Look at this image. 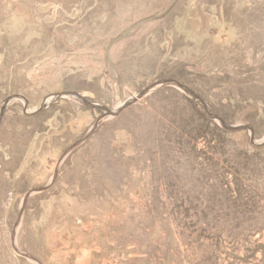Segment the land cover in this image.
I'll return each mask as SVG.
<instances>
[{
    "label": "rangeland",
    "instance_id": "obj_1",
    "mask_svg": "<svg viewBox=\"0 0 264 264\" xmlns=\"http://www.w3.org/2000/svg\"><path fill=\"white\" fill-rule=\"evenodd\" d=\"M0 139V264H264V0H0Z\"/></svg>",
    "mask_w": 264,
    "mask_h": 264
},
{
    "label": "crops",
    "instance_id": "obj_2",
    "mask_svg": "<svg viewBox=\"0 0 264 264\" xmlns=\"http://www.w3.org/2000/svg\"><path fill=\"white\" fill-rule=\"evenodd\" d=\"M14 145L0 139V200L7 192L10 185L9 179L14 176L16 170V157L14 156ZM2 202L0 201V206Z\"/></svg>",
    "mask_w": 264,
    "mask_h": 264
},
{
    "label": "water",
    "instance_id": "obj_3",
    "mask_svg": "<svg viewBox=\"0 0 264 264\" xmlns=\"http://www.w3.org/2000/svg\"><path fill=\"white\" fill-rule=\"evenodd\" d=\"M170 85H171L170 82H163V83L160 84V86H170ZM176 87H177L178 89H182V90L185 91V92H188V90H186L184 87H182V86L179 85V84H177ZM6 103H7V102H6ZM224 127L227 128V129L230 128V127H228V126H226V125H224Z\"/></svg>",
    "mask_w": 264,
    "mask_h": 264
},
{
    "label": "bare ground",
    "instance_id": "obj_4",
    "mask_svg": "<svg viewBox=\"0 0 264 264\" xmlns=\"http://www.w3.org/2000/svg\"><path fill=\"white\" fill-rule=\"evenodd\" d=\"M54 100L56 99V97L54 96V98H53ZM49 101H51V100H49ZM49 101L47 102V103H49Z\"/></svg>",
    "mask_w": 264,
    "mask_h": 264
}]
</instances>
